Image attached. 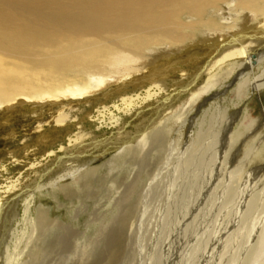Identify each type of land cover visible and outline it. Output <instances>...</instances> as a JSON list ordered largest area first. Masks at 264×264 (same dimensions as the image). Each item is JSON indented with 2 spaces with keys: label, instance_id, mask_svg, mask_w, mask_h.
Masks as SVG:
<instances>
[{
  "label": "rangeland",
  "instance_id": "obj_1",
  "mask_svg": "<svg viewBox=\"0 0 264 264\" xmlns=\"http://www.w3.org/2000/svg\"><path fill=\"white\" fill-rule=\"evenodd\" d=\"M211 14L213 22L224 25L223 19L228 17L226 1L214 14L206 7L204 18ZM249 19L244 15L238 29H243L242 24H252ZM185 32L189 34L179 44L153 45L144 50L145 57L131 58L136 59L131 68L146 65V59L177 67L168 72L165 89L156 90V95L147 100L144 90L129 85L126 94L134 98L130 111L117 94L103 97L121 81L117 75L101 79L108 87L105 83L82 96L31 98L26 107L19 105L17 111L9 112L0 104V190L15 183L19 188L9 196L20 193V214L13 224L8 225L5 215L11 213L12 199L0 214V264H254L264 253V189L259 187L254 196L261 200L260 205L249 203V186L258 181L248 175L264 164V157L256 162L244 161L248 148L256 144L255 135L264 136V120L254 124L264 110V84L260 93L251 90L252 80L264 69V60L252 68H230L229 63H224L209 75L204 74L175 101L174 109L165 118L149 127L147 135L152 131V137L146 144L135 138L118 149L89 157L90 162L87 158L84 165L81 160L66 167L54 163L49 165L43 181H38L41 187L29 190L30 184H26L28 179L36 178L34 171L44 173L47 168L42 164L55 159L54 154L44 151L54 150L63 156L60 145L68 144V132L76 131L78 124L103 138L122 124L133 135L144 127L135 126L142 118H155L152 109L162 106L168 98L174 99L172 89L198 73L208 61L207 51L212 44L209 38H223L215 37L219 33L212 35L206 26ZM6 57L0 52V58ZM18 65L23 66V62ZM38 67L36 75L50 78L57 87L87 81V75L81 72L58 74ZM181 68L186 74L179 71ZM242 70L244 76L235 80ZM140 104H144L142 108ZM141 111L143 114L138 115ZM232 115L237 118L229 130L227 123ZM147 121L143 120L144 124ZM241 121H246L247 126H238ZM43 133L49 140L47 146L37 145ZM53 140L56 141L51 146ZM190 153L193 159L204 157L187 164ZM260 173L262 180L264 170ZM226 192L230 194L224 195ZM260 207L263 211L259 214ZM41 210L47 213L46 226L37 230L33 218ZM26 218L32 219L27 223ZM32 230L33 240L27 244Z\"/></svg>",
  "mask_w": 264,
  "mask_h": 264
},
{
  "label": "bare ground",
  "instance_id": "obj_2",
  "mask_svg": "<svg viewBox=\"0 0 264 264\" xmlns=\"http://www.w3.org/2000/svg\"><path fill=\"white\" fill-rule=\"evenodd\" d=\"M224 1H226L228 13V17L223 19V21L226 22L224 25L216 24V20L213 22L214 16L212 14L209 18H204L206 7L212 9L214 14L218 12L221 3ZM244 15L250 16L249 22L252 24H242L243 29H238V27H240V20ZM186 17L193 19L187 21ZM203 26L208 27V29L212 31V35L219 33L215 34V37L223 38L221 40L217 39V41L212 40L215 39L214 37L209 38L212 44L210 45L209 51H207L209 52L207 53L209 54L208 61H205L206 63L198 73L194 72L195 74H193V76H189L185 82L178 83V87L176 88L175 86V88L172 89L174 99L168 98L162 103V106H155L152 109L156 115L155 118L140 117L142 118L140 120L141 122L135 126L136 128L142 125L144 127L135 130L136 132L133 135L131 131L126 130L125 124H122L117 127L116 131L112 133L111 136H105L103 138H98L92 131H88L85 129L86 127L84 128L82 125L78 124L76 126V131L71 132L70 130L68 132V144L60 145L63 156L57 155L54 150L44 151V153L48 155L54 154L55 159H52L50 164L41 165H45L44 167L47 168L43 170L44 173L34 171L36 181L35 179H28L27 182H30H25L27 185L30 184L29 190H31L32 186V190L40 186L37 185L38 181L42 180L44 175L46 176V173L48 174L49 165L54 163H56V166L66 167L71 163V165H73L76 161L81 160L84 165L87 163L85 162L87 158L90 159V162L91 158L93 159L102 155L107 149H109L108 151H110V148L118 149V147L124 146L125 143H129L130 140L135 138H140L142 145L146 144L152 137V131L150 132V136L147 135L149 127L153 126L155 122L157 123L165 118L164 116L174 109L175 101L180 98L183 92H188L193 84H197L198 80L202 78L204 74L209 75L213 72L212 70L220 67L224 63H229L230 68H233V65L252 68L254 65L263 62L264 0H0V52L8 55L6 58H0V104L6 112L15 110L19 105L25 106L27 101L31 98H58L65 97L69 94L73 96H82L87 94L88 89L91 88H94L93 91L90 90L93 93L95 89L99 90L106 83L101 79L117 76H119L117 79L120 78L119 80L121 81L119 83L116 82L118 84L116 85L117 87H115L112 92L104 94L103 97L108 98L111 93L117 94V98L121 100L125 108L130 111L132 107H134L132 103L134 98L126 94L128 90L127 87L130 85L133 89L138 88L144 90L146 96L143 97L147 100L153 95H156V90L160 92L165 89V82L169 77L168 72L173 71L174 67L167 66V63L163 62H161V64L157 62L158 64H156L154 60L146 59V65L131 68V64L136 61V59L132 60V57L134 56L138 59L145 57L143 55L144 50L153 45L176 44L182 40L183 36L189 34L185 32V30L193 31ZM83 35L87 38H81ZM20 61L23 62V66L18 65ZM36 66L52 69L58 74L67 71H75L78 74L81 72L87 75V81L85 80L86 82L82 84L71 83L64 84L66 85L65 87H57L56 80L52 77L53 75L51 78L54 80L53 82H55V84L50 82V78L41 79V75H36ZM119 67L123 68L118 69ZM176 67H174V69H176ZM179 71L182 74H186V70L182 68ZM243 74L244 71H240L237 76H235V80L242 78L244 76ZM45 76L47 77L48 75ZM209 77L214 76L210 75ZM57 84L59 86L58 82ZM263 84L264 69L252 80V92L260 93ZM106 87H108L107 83ZM178 88H180V90H178ZM244 94L245 92L241 93V95ZM32 102L33 101H31V103ZM43 103L44 102H42V104ZM142 105L144 104H140V108H142ZM143 112L144 111L139 112L138 115L141 113L143 114ZM235 115H232L233 117H231L229 123H227L229 130L232 122L237 118ZM143 120L148 121L144 124ZM261 120H264V110L261 112L259 120H254V124L257 122L260 123ZM250 122L253 124V121ZM238 126L246 127L247 123L246 121H241ZM43 134L37 145L47 146L49 140L46 138V134ZM202 137L203 135H201L200 138ZM255 138H257L256 144L251 147L249 146L250 148H248L245 153V163L247 161L256 162L264 157V144L261 145V142L264 143V136L261 138L258 134L257 136L255 135ZM153 139V141H155L156 138L153 137ZM55 141L56 140H53L50 145L52 146ZM126 150H128V148H126ZM192 156V153L186 156L185 161H189L187 164L202 160L204 157V155L197 156L196 154L195 156L197 157L193 159L194 156ZM202 163L205 162L203 161ZM233 163L234 162H232V164ZM230 165L231 164H229V166ZM31 166L33 167L34 164L32 163ZM189 169L190 168H188V170ZM95 170L96 169H93V171ZM263 170L264 164L248 172V175H251L253 180L258 181L252 184V186H249L252 187L251 202L249 203L255 207L257 206V202L259 203L261 200L258 199V197L254 199V196H256L259 187L264 189V173L261 177L262 180L259 177L261 174L260 171ZM252 179L250 178V180ZM34 183H36L35 186L32 185ZM16 188H19L18 184L11 183L6 186V190H0V214L4 209L5 203L10 199L13 201L11 213L9 215L5 214L7 215L6 217L9 218V226L13 224V221L16 220L20 214L18 211L19 202L17 200V195H20V193L16 194L14 197L9 196L10 192H16ZM234 189L235 188H233V191ZM231 190L232 189H230V191ZM1 193H3L4 196L1 195ZM228 194L230 193L224 195ZM263 206L261 204V207ZM262 211L261 208L259 214ZM26 212L27 208L25 209V213ZM249 212L251 211L249 210ZM46 216L47 213L41 210L37 217L33 218L34 228L37 230L43 227L45 228ZM0 217L3 216L0 215ZM28 220L26 218L25 221L27 222ZM44 230L46 231V229ZM30 233V237L26 240L27 244L30 242V239L33 240L34 230H32V232L30 231ZM35 239L38 238H34V240ZM14 262L16 264V261ZM252 263L254 262L252 261ZM254 264H264V253L260 255Z\"/></svg>",
  "mask_w": 264,
  "mask_h": 264
}]
</instances>
